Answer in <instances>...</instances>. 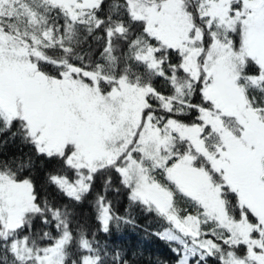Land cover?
I'll list each match as a JSON object with an SVG mask.
<instances>
[{
	"label": "snow or ice",
	"instance_id": "6c2138e0",
	"mask_svg": "<svg viewBox=\"0 0 264 264\" xmlns=\"http://www.w3.org/2000/svg\"><path fill=\"white\" fill-rule=\"evenodd\" d=\"M17 141L0 264H130L97 236L121 197L175 264H264V0H0Z\"/></svg>",
	"mask_w": 264,
	"mask_h": 264
},
{
	"label": "trees",
	"instance_id": "16d2710c",
	"mask_svg": "<svg viewBox=\"0 0 264 264\" xmlns=\"http://www.w3.org/2000/svg\"><path fill=\"white\" fill-rule=\"evenodd\" d=\"M30 149L19 142H9L0 148L5 156L20 155ZM130 214L136 226L121 225L119 228L112 226L108 235L98 232L101 241L107 242L110 247L122 250L129 258L130 264H175L176 257L168 245L151 235L157 230V223L151 215H147L138 208H128L127 201L121 197L115 203V211L119 215ZM89 226L96 230L97 222L90 209H84Z\"/></svg>",
	"mask_w": 264,
	"mask_h": 264
}]
</instances>
